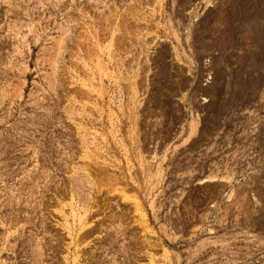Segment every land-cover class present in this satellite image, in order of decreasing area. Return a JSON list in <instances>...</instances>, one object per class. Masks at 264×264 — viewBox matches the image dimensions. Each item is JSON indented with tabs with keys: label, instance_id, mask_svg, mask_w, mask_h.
Wrapping results in <instances>:
<instances>
[{
	"label": "rangeland",
	"instance_id": "rangeland-1",
	"mask_svg": "<svg viewBox=\"0 0 264 264\" xmlns=\"http://www.w3.org/2000/svg\"><path fill=\"white\" fill-rule=\"evenodd\" d=\"M0 264H264V0H0Z\"/></svg>",
	"mask_w": 264,
	"mask_h": 264
},
{
	"label": "built area",
	"instance_id": "built-area-1",
	"mask_svg": "<svg viewBox=\"0 0 264 264\" xmlns=\"http://www.w3.org/2000/svg\"><path fill=\"white\" fill-rule=\"evenodd\" d=\"M209 83V78L207 77L204 81V85H207Z\"/></svg>",
	"mask_w": 264,
	"mask_h": 264
}]
</instances>
